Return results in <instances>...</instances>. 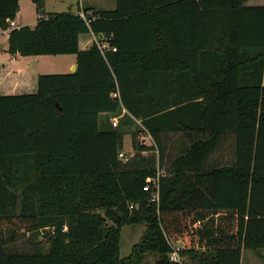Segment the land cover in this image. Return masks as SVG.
I'll return each mask as SVG.
<instances>
[{
	"label": "trees",
	"instance_id": "1",
	"mask_svg": "<svg viewBox=\"0 0 264 264\" xmlns=\"http://www.w3.org/2000/svg\"><path fill=\"white\" fill-rule=\"evenodd\" d=\"M247 1L116 0L81 18L32 0L37 24L11 29L8 51L76 55L77 70L39 75L35 94L0 96V231L12 239L23 226L33 248L7 252L0 239V264H136L147 253L177 264L179 242L192 264H240L243 250L264 249V6ZM19 2L0 0L1 30ZM85 34L117 50L81 51ZM124 111L155 143H134L126 161L124 131L99 123ZM184 132L194 140L152 202L153 155L163 135ZM227 138L229 156L207 163ZM142 223L121 257V227Z\"/></svg>",
	"mask_w": 264,
	"mask_h": 264
},
{
	"label": "rangeland",
	"instance_id": "2",
	"mask_svg": "<svg viewBox=\"0 0 264 264\" xmlns=\"http://www.w3.org/2000/svg\"><path fill=\"white\" fill-rule=\"evenodd\" d=\"M45 0H43L44 2ZM82 3L84 6H89L93 3L98 4L99 7L104 9H115L116 0H46L47 11L54 13H62V12H71L78 13V7ZM247 3H252V0H248ZM20 9L22 12L19 16H17L14 20L17 26H34L38 20V14L36 11V6L32 2V0H20ZM71 9V11H70ZM19 14V13H18ZM98 39V36H95L93 40V44L95 40ZM5 44V50L1 51V45ZM14 56L8 51V41L6 38V34L2 31L0 32V61L1 63L8 64L9 68L12 71H17L21 66L20 65L24 59L21 56L17 61H12L11 57ZM31 57L33 60L34 71L38 73V75H59V74H69L72 72L73 67L68 68V61L71 58L76 57V55H57V56H27ZM105 115H101L99 119L100 129L104 130L103 121ZM118 125L121 130L124 131V135L122 138V148L121 152L127 156L128 158H133L136 155L134 150V143L139 142V144H144L151 146L152 140H150L147 136L146 131L143 130L140 121L134 120L132 117H126L118 120ZM194 140V136L187 132L177 133V134H165L163 135V143H164V153L161 155L157 152V156L153 155L154 160L156 161V167L158 169L157 172L160 174H168L171 171V164L174 159L178 156H181L185 150L191 145ZM230 139H223L217 149H215L207 163L214 164L218 162H222L223 157H228L230 153ZM159 154V155H158ZM145 156V153H143ZM124 160V159H123ZM125 161V160H124ZM147 225L145 223L142 224H133V225H124L120 230V243H119V251L121 257H127L132 252V247L139 243L146 232ZM25 228L22 226L19 232H13V238H10L11 231L4 230L0 231V239L6 242L5 250L7 252L19 251V252H31L32 247H30L27 243V238L29 236L28 233H25ZM13 240V241H12ZM175 248L181 247L182 243H173ZM254 253L248 250L244 251V257H248L249 255H253ZM181 260L183 264H192L191 260L188 259L187 256H181ZM158 260V256L155 253H147L143 256V258L136 262V264H156ZM243 264H248L247 259L243 260Z\"/></svg>",
	"mask_w": 264,
	"mask_h": 264
},
{
	"label": "crops",
	"instance_id": "3",
	"mask_svg": "<svg viewBox=\"0 0 264 264\" xmlns=\"http://www.w3.org/2000/svg\"><path fill=\"white\" fill-rule=\"evenodd\" d=\"M20 5V4H19ZM248 6H264V0H252V3H247ZM47 4L46 0L44 1V11L46 14H51V12L47 11ZM85 8H94L96 10H113V9H104L99 7L98 4H91L89 6H84L82 3H80L78 7L79 11H84ZM71 11V10H70ZM22 12V9H20V12L17 16L20 15ZM58 13V12H54ZM39 17V16H38ZM37 24V22H36ZM30 26L34 28L36 26ZM16 25V24H15ZM17 26V25H16ZM22 25L17 26L16 28H20ZM10 28L6 31H3L0 29V32L6 34V38L8 41V36L10 32ZM95 39V35L93 34H85L80 36V50L81 51H87L91 48L93 45V40ZM6 47L5 44L1 45V51L5 50ZM74 56V55H72ZM21 57L20 55H14L11 57L12 61H17ZM24 61L20 64L21 66L17 71H12L9 68L8 64L1 63L0 61V96H6V95H26V94H35L38 90V73L37 71H34L33 66V60H31V57H22ZM74 66L77 67V56L74 58L69 59L68 61V68L70 70L71 67L74 68ZM126 111L123 112L121 117H113L111 118V115L102 114L105 115L104 121H103V127L104 129H109L111 127V124L113 123L114 119L120 120L123 117H125ZM101 117V115H100ZM99 117V118H100ZM225 160L223 157L222 162ZM244 251L242 252L241 257V263L243 264V260L248 261V264H264V249L259 250L258 252H253V255H249L247 258L244 257ZM250 251V250H248ZM192 263V262H191Z\"/></svg>",
	"mask_w": 264,
	"mask_h": 264
},
{
	"label": "built area",
	"instance_id": "4",
	"mask_svg": "<svg viewBox=\"0 0 264 264\" xmlns=\"http://www.w3.org/2000/svg\"><path fill=\"white\" fill-rule=\"evenodd\" d=\"M79 16L81 18H86L84 11H79L78 12ZM10 24V29L16 28L17 26L15 25L14 21H9ZM94 44L98 47V49H100L101 51H105V50H113L116 51V48H111L109 47L108 42L106 41V39L104 37H98V39L95 40ZM117 94H114V97H117ZM118 120L114 119L112 126L113 127H117L118 126ZM147 136L150 140H152V145H155L152 137L150 136V134L148 132ZM119 158L121 160H128L129 158L127 156H125L122 152L119 154ZM161 174L158 172L157 177L156 178H147L146 180V185L144 186V191L145 192H150L152 194V202H159V196H160V185H159V178H160ZM172 248H173V252L170 254L169 258L170 261L173 263H177V264H183L181 257H180V251H181V247L175 248L174 245L172 244Z\"/></svg>",
	"mask_w": 264,
	"mask_h": 264
},
{
	"label": "water",
	"instance_id": "5",
	"mask_svg": "<svg viewBox=\"0 0 264 264\" xmlns=\"http://www.w3.org/2000/svg\"><path fill=\"white\" fill-rule=\"evenodd\" d=\"M71 10V9H70ZM76 70H77V67L76 66H74V68H73V70H72V72L71 73H75L76 72ZM57 106H58V108H59V110H60V107H59V105L57 104Z\"/></svg>",
	"mask_w": 264,
	"mask_h": 264
}]
</instances>
